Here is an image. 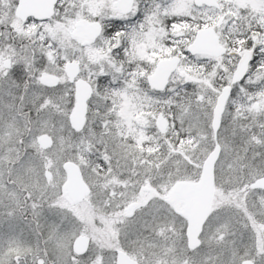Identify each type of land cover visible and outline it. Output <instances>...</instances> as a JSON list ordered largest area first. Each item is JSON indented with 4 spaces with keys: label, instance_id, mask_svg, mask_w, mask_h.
<instances>
[{
    "label": "rangeland",
    "instance_id": "1",
    "mask_svg": "<svg viewBox=\"0 0 264 264\" xmlns=\"http://www.w3.org/2000/svg\"><path fill=\"white\" fill-rule=\"evenodd\" d=\"M114 1L61 0L59 5L70 10V20L67 17L68 25L59 23L54 31L70 33L74 23L96 18L103 32L116 28L113 38L106 32L87 48L88 55H98L92 63L95 73L100 71L110 79L99 87L98 95L111 102L105 111L115 118V135L102 140L89 127L76 135L66 134L58 116L53 148L22 156V169L34 165L24 178L36 189L44 186L62 196L66 175L61 166L72 161L94 191L101 188L103 194L111 195L132 189V201L138 208L131 217L123 215L132 201L120 202L127 233L123 244L134 249L139 264H240L245 259L264 264L249 226L228 205L220 204L225 193L238 191L241 178L252 184L264 176V0H217L219 9L195 8L193 0H135L127 15L113 7ZM49 24L43 26L49 28ZM205 27H212L227 48L224 57L186 53L196 31ZM58 44V48L62 46ZM248 45L250 50L256 47V57L246 78L233 87L214 141L210 121L215 99L229 84ZM55 52L59 60L68 57L63 49ZM173 56L180 57V63L166 88L159 93L150 90L146 77L158 61ZM112 71L114 76H110ZM158 114L169 123L163 135L154 126ZM215 142L221 151L214 169L211 212L199 236V247L190 251L184 236L186 222L179 214L184 204H169L167 199L176 183L198 181L202 162ZM45 171L52 174L50 180L44 178ZM142 187L150 192H142ZM243 200L264 211V195L247 193ZM68 208L71 226L80 223L73 215L76 207L69 204ZM261 217L264 224V213ZM14 224L11 219L0 220V244ZM48 224L55 229L60 226L52 219Z\"/></svg>",
    "mask_w": 264,
    "mask_h": 264
},
{
    "label": "flooded vegetation",
    "instance_id": "2",
    "mask_svg": "<svg viewBox=\"0 0 264 264\" xmlns=\"http://www.w3.org/2000/svg\"><path fill=\"white\" fill-rule=\"evenodd\" d=\"M60 1H57L53 14L47 20L36 21L33 17L21 20L16 16L18 0H0V220L11 219L15 223L14 230L10 231L5 241L0 244V263L115 264L117 253L122 252L139 264L134 256V249L127 248L123 244L127 233L123 230L126 224L122 222V206L107 203V209L102 210L106 214L94 209L101 201L107 199L111 202L115 199L118 202V199L123 197L132 201L134 197L132 189L126 188L125 191L113 192L112 196L103 194L101 188L94 191L84 182L80 170L82 181L87 187V194L81 202L72 203L64 188L66 180L63 184L64 196L58 194L56 196L54 192H48V188L46 191L44 186L40 189L34 188L24 178V174L34 165L30 168L24 166L22 169V156L34 152H47L53 148V134L58 116L65 125L66 134L76 135L89 127L92 132L104 140L105 136L113 137L117 131L112 125L115 118L112 113L105 111L111 107V102L98 95L99 87L110 79L108 76L102 77L100 71L95 73L97 70L94 69L95 65L92 63L98 55L94 52L89 55L87 53V48L94 45L103 34L107 32L106 35L109 37L117 30L111 27L103 32L99 18H96L92 22L74 23L70 33L64 31L56 33L54 30L59 23H62L61 26L68 25L65 21L70 12L64 4L59 5ZM133 3L127 14L131 12ZM116 10L122 15H127ZM49 22L50 27L45 28L43 24ZM77 23L98 24L100 32L95 39L84 43L83 40L71 36ZM58 42H61L63 47L58 48ZM224 48L226 52L221 57L227 53V48ZM61 49L68 52V57L64 60H59L55 52ZM250 51L253 53V61L256 57L255 50ZM108 57L110 59L108 60L112 62L111 56ZM110 76H114L113 71ZM83 83L89 86L91 92L86 100L82 127L75 130L71 125L70 116L76 104L77 85ZM240 83L231 85L229 80L230 97L233 87ZM42 136L52 141L47 148H43L39 142ZM8 152L9 156H7ZM13 155L17 157L15 160L6 159ZM46 174L50 176L47 177ZM43 176L47 180L52 178L49 171H45ZM255 182L251 184L245 178H241L238 181V191L225 193L220 199V204L228 205L236 214L238 213L240 220L251 229V236L255 238L258 251H260L258 255L264 256V224H262L263 218L261 217L264 211L258 207H251L249 202L247 204L243 200L247 193L264 195V190L254 188ZM108 191L111 190L106 192ZM141 191L144 192L143 187ZM149 192L150 190L144 193ZM69 204L76 207L77 213L73 215L75 220L80 222L72 226ZM131 204L136 206L129 211L128 215L127 209ZM128 206L123 216L129 218L138 205L132 201ZM51 219L57 220L60 224L57 229L48 224ZM145 231L149 230H143ZM143 237L145 238L144 235ZM77 238H84L86 242V247L81 253H77L74 247ZM244 261L255 264L250 259H245L240 264Z\"/></svg>",
    "mask_w": 264,
    "mask_h": 264
},
{
    "label": "water",
    "instance_id": "3",
    "mask_svg": "<svg viewBox=\"0 0 264 264\" xmlns=\"http://www.w3.org/2000/svg\"><path fill=\"white\" fill-rule=\"evenodd\" d=\"M58 0H18L16 7V16L21 20L28 17H33L36 21H45L52 14L54 7ZM134 0H117L114 7L127 14L132 6ZM195 8H214L219 9L217 0H193ZM98 24L86 25L83 23L75 24L72 38L83 40L95 39L99 34ZM226 49L219 44L218 37L212 27L201 28L196 31L192 42L187 46L186 53L190 56L197 54L208 57L218 58L225 54ZM253 53L245 49L238 60L230 79V84L235 85L244 80L247 75L249 64L252 61ZM180 63V57L173 56L170 59H163L157 62L154 71L151 75L146 77V84L149 89L155 92H162L172 74L175 73ZM54 84L56 82L54 81ZM82 87L80 88V86ZM90 88L86 84H78L76 91V104L70 122L75 130H79L83 124V118L86 110V100L90 95ZM231 94V86H224L215 99L214 106L211 111L210 128L213 139H216L218 130L221 124V117L225 110L226 104ZM256 109V105L254 106ZM169 123L167 119L158 114L155 121V128L160 134H164L168 129ZM39 142L43 148H47L52 144V141L42 136ZM220 146L215 142L213 149L208 153L201 165V171L197 182H178L170 191L167 202L174 203L176 200L183 202V210L179 213L186 222L185 239L186 246L189 250H194L199 247V236L202 228L210 214L211 204L214 195V169L220 155ZM66 173L67 179L64 184L65 191L72 203L81 202L87 194V187L82 181L79 167L71 161H67L62 165ZM49 177V174H46ZM254 188L264 190V177L256 180ZM144 192L149 189L143 187ZM136 205L128 206L127 213ZM74 247L77 253H81L86 247L84 238H77L74 242ZM115 264H137L130 259L126 254L118 252ZM241 264H251L244 261Z\"/></svg>",
    "mask_w": 264,
    "mask_h": 264
},
{
    "label": "trees",
    "instance_id": "4",
    "mask_svg": "<svg viewBox=\"0 0 264 264\" xmlns=\"http://www.w3.org/2000/svg\"><path fill=\"white\" fill-rule=\"evenodd\" d=\"M250 45H248V46H246L247 48L249 47ZM248 49H250V48H248ZM253 50H256V47L253 49ZM215 84H218V83H215ZM216 87V86H215ZM127 200H129V199H126V198H121V199H118V202H119V204H120V202L122 201V203L123 202H126ZM113 203L114 204H116L117 203V201L115 200V199H113ZM107 201L106 200H104V201H101L100 202V204H98L97 205V207H95L94 209H97V210H100L101 212H103L104 214H106L104 211H102V210H105V209H107Z\"/></svg>",
    "mask_w": 264,
    "mask_h": 264
}]
</instances>
